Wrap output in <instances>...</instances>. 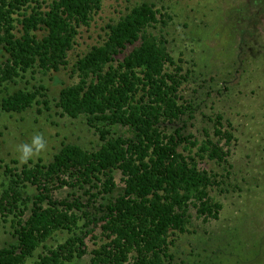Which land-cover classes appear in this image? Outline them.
I'll return each instance as SVG.
<instances>
[{
	"label": "trees",
	"instance_id": "trees-1",
	"mask_svg": "<svg viewBox=\"0 0 264 264\" xmlns=\"http://www.w3.org/2000/svg\"><path fill=\"white\" fill-rule=\"evenodd\" d=\"M104 1L0 0V49L7 55L0 66V84L13 83L28 71L46 74L65 67L78 27L87 26ZM168 19L153 4L134 5L107 25L101 45L77 60L78 81L59 91L57 107L69 118L84 116L102 144L95 150L63 144L48 163L38 161L20 170L5 167L8 183L0 191V217H12L15 240L0 247V264H26L39 249L34 264L81 259L87 252L85 239L98 224L105 242L91 251L89 264H164L173 244L170 237L187 230L191 207L204 222L218 219L222 205L209 191L222 181L200 169L198 160L225 163V148L235 137L230 124L225 128L219 123V116L212 136L206 135L199 145L185 133L182 117L192 118V111L179 103L181 68L165 38L149 30L164 27ZM43 91L38 86L6 94L0 110L18 114L34 104L46 105ZM166 124L176 125L173 133H165ZM116 127L125 133L112 132ZM186 145L196 151L183 154L179 149ZM114 171L120 172L123 186L98 207L74 194L63 199L52 194L64 187L100 184L99 193L110 195L116 189ZM27 185L36 193L25 217L29 198L21 189ZM57 233L67 238L48 246Z\"/></svg>",
	"mask_w": 264,
	"mask_h": 264
},
{
	"label": "rangeland",
	"instance_id": "rangeland-1",
	"mask_svg": "<svg viewBox=\"0 0 264 264\" xmlns=\"http://www.w3.org/2000/svg\"><path fill=\"white\" fill-rule=\"evenodd\" d=\"M141 3L153 4L170 17L164 27L149 30L165 38L169 53L181 68L178 74L184 79L178 95L179 103L189 105L192 111V118L182 117L187 121L185 133L192 137L190 141L199 145L206 135L212 136L217 116L225 128L230 124L235 137L225 148L229 149L225 163L198 160L200 169L215 173L222 181L221 186L209 191L213 201L222 205L218 219L204 222L191 207L187 230L170 237L173 244L163 263L264 264V0H105L89 24L78 27L65 67L46 74L28 71L13 83L0 84V101L6 94L38 86L45 89L47 101L18 114L0 110V191L8 183L6 166L20 170L38 161L48 163L63 144L84 150H95L102 144L84 116L72 119L57 107L59 91L78 81L77 60L106 40L107 25ZM137 45H127L116 59L121 60ZM6 58L0 49V66ZM175 127L166 124L164 131L173 133ZM111 131L125 133L119 127ZM36 137L43 147L33 143ZM25 148L30 152L22 161ZM179 150L193 154L196 147L186 145ZM112 175L116 189L110 195L99 193L100 184L83 189L64 187L52 194L56 199L74 194L83 203L91 200L98 207L116 197L123 186L120 172ZM21 192L29 198L24 213L27 217L36 191L27 185ZM11 218L0 217V247L15 240ZM66 238V233H57L47 245L55 246ZM104 242L98 224L85 239L86 254L67 264H89L91 251ZM40 251L26 264H34Z\"/></svg>",
	"mask_w": 264,
	"mask_h": 264
},
{
	"label": "clouds",
	"instance_id": "clouds-1",
	"mask_svg": "<svg viewBox=\"0 0 264 264\" xmlns=\"http://www.w3.org/2000/svg\"><path fill=\"white\" fill-rule=\"evenodd\" d=\"M33 143L38 144L39 147H43V144H42L41 141H40V137H36V138L34 139ZM29 152H30V149H28V148H25V149H24V155L21 157L22 161H23V160H26V159L28 158V156H29Z\"/></svg>",
	"mask_w": 264,
	"mask_h": 264
},
{
	"label": "flooded vegetation",
	"instance_id": "flooded-vegetation-1",
	"mask_svg": "<svg viewBox=\"0 0 264 264\" xmlns=\"http://www.w3.org/2000/svg\"><path fill=\"white\" fill-rule=\"evenodd\" d=\"M263 6H264V5H263ZM258 8H260V6H259Z\"/></svg>",
	"mask_w": 264,
	"mask_h": 264
}]
</instances>
